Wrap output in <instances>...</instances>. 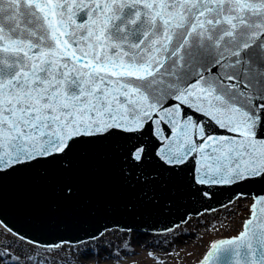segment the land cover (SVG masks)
<instances>
[{"label": "snow or ice", "instance_id": "snow-or-ice-1", "mask_svg": "<svg viewBox=\"0 0 264 264\" xmlns=\"http://www.w3.org/2000/svg\"><path fill=\"white\" fill-rule=\"evenodd\" d=\"M85 169L123 223L69 235L55 204L35 212L53 238L9 223L7 179L72 205ZM198 217L218 238L196 264H264V0H0V264H136L133 237L161 233L147 258L168 264Z\"/></svg>", "mask_w": 264, "mask_h": 264}, {"label": "water", "instance_id": "water-1", "mask_svg": "<svg viewBox=\"0 0 264 264\" xmlns=\"http://www.w3.org/2000/svg\"><path fill=\"white\" fill-rule=\"evenodd\" d=\"M56 196L54 187L41 177L38 171L7 179L4 185V200L9 223L30 236H39L41 239L53 238L51 235H40L35 231V212L46 210L49 204L57 206L58 213L67 225L69 235L77 232L84 235L86 231L95 230L104 224L114 226L117 221L120 223L125 221L117 207L122 193L118 186L100 170L95 172L90 169L84 170L81 191L74 204L64 205L56 199ZM223 199H227V196H223ZM184 211V208L179 212L173 210L171 213L154 217L150 222L157 223L161 228L170 226L173 222L179 221L180 214ZM91 212L96 214L89 215ZM53 231V228H48V233Z\"/></svg>", "mask_w": 264, "mask_h": 264}, {"label": "rangeland", "instance_id": "rangeland-1", "mask_svg": "<svg viewBox=\"0 0 264 264\" xmlns=\"http://www.w3.org/2000/svg\"><path fill=\"white\" fill-rule=\"evenodd\" d=\"M223 217V213H221V217ZM207 219L211 220L212 216L209 215ZM204 218L198 217L193 218L189 225L182 226L181 229H177L178 232H182L183 229L186 227L187 231L189 233L188 236H184L181 238L178 243L172 244L168 250H175L176 252H179V256L172 259L168 257H163L165 260L168 261V264H196L199 257L202 255V253L205 250V246L210 240L218 238L214 233H205L204 227H200L199 225L203 223ZM227 235V233H225ZM165 234L161 233L160 235H152L148 237L140 238V243L134 242L132 243V248L134 250L135 245L141 244L143 247L144 257L141 260H136L138 258V255L134 258L136 261V264H152V261L147 258V253L149 251H157L158 254L163 255L159 252V249H155V243L158 240H162L164 238ZM200 237H203V240L200 239ZM108 239H113L111 235H109ZM117 242L118 241H115ZM142 242V243H141ZM135 251V250H134ZM191 253V255H189ZM131 260L123 262V264H132Z\"/></svg>", "mask_w": 264, "mask_h": 264}, {"label": "bare ground", "instance_id": "bare-ground-1", "mask_svg": "<svg viewBox=\"0 0 264 264\" xmlns=\"http://www.w3.org/2000/svg\"><path fill=\"white\" fill-rule=\"evenodd\" d=\"M138 242V243H140V238H137V237H133V243L134 242ZM142 243V242H141ZM134 250H135V252L137 253V255H138V258H136V260H141L143 257H144V251H143V247H142V245L141 244H138V245H135V247H134ZM131 262H132V260H131ZM130 262V263H131Z\"/></svg>", "mask_w": 264, "mask_h": 264}]
</instances>
